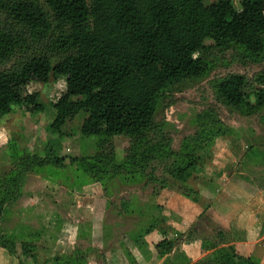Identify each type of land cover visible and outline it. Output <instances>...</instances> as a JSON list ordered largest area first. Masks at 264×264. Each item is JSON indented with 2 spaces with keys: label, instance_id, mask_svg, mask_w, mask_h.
Segmentation results:
<instances>
[{
  "label": "rangeland",
  "instance_id": "rangeland-1",
  "mask_svg": "<svg viewBox=\"0 0 264 264\" xmlns=\"http://www.w3.org/2000/svg\"><path fill=\"white\" fill-rule=\"evenodd\" d=\"M6 1L12 5L13 0ZM39 2L50 13L45 0ZM235 6L240 9L238 1ZM0 32L9 34L0 44V72L29 55H52L56 62L58 29L32 35L0 9ZM208 62L205 74L175 83L159 96L154 117L158 134L148 136L155 151L143 170L124 163L116 171L108 158L99 160L101 154L124 160L132 142L126 136L105 141L82 135L86 113L68 121L56 138L47 126L55 115L53 103L66 90V78L51 75L46 84L31 82L27 89L39 93L44 110L14 107L0 120V174L14 169L11 157L21 152L44 155L47 142L62 155L88 158L92 168L49 166L27 174L18 197L5 205L0 218V232L14 242L17 254L0 248V264H56L44 262L54 257L61 264H196L230 245L228 234L217 235L218 222L235 228L244 217L258 239L264 217L257 212L259 230L249 215L250 207L264 201V108L253 114L228 108L218 101L216 86L231 74H241L251 93L264 87L258 80L264 73V53L252 56L230 48L214 51ZM211 109L224 132L216 137L210 160L184 183L191 192L183 194L169 169L201 130L199 115ZM160 207L170 226L165 236L157 230ZM164 237L174 246L160 256L155 245ZM23 243L35 246L38 263L22 255Z\"/></svg>",
  "mask_w": 264,
  "mask_h": 264
},
{
  "label": "trees",
  "instance_id": "trees-1",
  "mask_svg": "<svg viewBox=\"0 0 264 264\" xmlns=\"http://www.w3.org/2000/svg\"><path fill=\"white\" fill-rule=\"evenodd\" d=\"M45 5L50 13L39 0H13L12 5L0 0V9L11 15L13 22L35 36L58 29L54 42H61L55 46L54 63L52 55L35 54L0 72V120L14 107L43 111L39 93L29 92L28 85L46 84L51 75L65 77L66 90L53 103L55 115L48 131L60 138L65 124L83 112L82 135L105 141L129 137L132 147L124 160L117 161L113 154L97 156L99 160L108 158L116 171L124 168V163L143 170L153 158L155 148L148 136L157 133L154 117L158 98L169 86L205 74L214 51L236 48L252 56L264 53V0H217L209 4L204 0H45ZM8 37V33L0 32V44ZM258 80L264 86V73ZM216 87L218 101L228 108L243 114L264 108V87L251 93L244 75L231 74ZM199 119L203 122L201 130L169 169L181 182L183 194L191 192L184 183L210 160L212 145L224 132L212 109L200 114ZM11 158L14 169L0 174V218L5 205L18 197L28 173L49 166L92 168L88 158L62 155L49 142L42 156L24 151ZM161 211L157 230L165 236L170 226ZM217 229V235H227L219 226ZM173 246L172 240L164 237L155 249L163 256ZM0 248L13 257L17 254L14 242L1 232ZM34 249L31 243L21 245L22 255L38 263ZM48 261L61 264L60 257L44 260ZM196 264L258 263L238 253L230 243Z\"/></svg>",
  "mask_w": 264,
  "mask_h": 264
},
{
  "label": "crops",
  "instance_id": "crops-1",
  "mask_svg": "<svg viewBox=\"0 0 264 264\" xmlns=\"http://www.w3.org/2000/svg\"><path fill=\"white\" fill-rule=\"evenodd\" d=\"M256 205V203H255ZM258 207H250L251 215L249 218H254L258 222V229L260 228L259 217L257 216V212H260L261 218L264 217V201H260ZM254 206V205H253ZM248 217H244L242 219V223L240 222L237 227H232L231 225H224L221 223H217V225L229 235L231 244L235 245L236 249L243 256H249L253 260H255L258 264H264V243L261 242L262 238H264V227L261 230L260 236L258 239L256 234L254 233V229H252L253 225L248 224ZM264 220V219H263ZM245 222V223H244ZM256 225V224H255ZM254 228V226H253ZM40 262V261H39ZM50 262V261H49Z\"/></svg>",
  "mask_w": 264,
  "mask_h": 264
}]
</instances>
